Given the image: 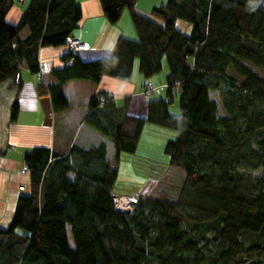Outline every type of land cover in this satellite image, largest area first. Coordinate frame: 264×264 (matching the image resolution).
Wrapping results in <instances>:
<instances>
[{"label":"trees","instance_id":"obj_1","mask_svg":"<svg viewBox=\"0 0 264 264\" xmlns=\"http://www.w3.org/2000/svg\"><path fill=\"white\" fill-rule=\"evenodd\" d=\"M100 1L112 23L128 9L138 39L120 37L108 57L77 56L54 71L53 108H69L71 80L131 81L136 59L149 78L165 59L166 98L146 93L148 120L179 131L165 146L169 164L186 174L179 197L145 195L130 214L117 211L111 193L119 163L123 153H136L146 120L100 92L85 122L113 141V161L105 142L75 145L67 155L28 151L30 192L0 227V264H264V80L252 69H264V0H169L150 15L138 11L137 0ZM14 4L0 0V84L14 79L21 88L22 67L38 73L39 48L64 45L82 11L76 0H29L19 23L10 24ZM179 19L191 33L176 27ZM176 94L178 117L169 111ZM19 110L16 100L12 121Z\"/></svg>","mask_w":264,"mask_h":264},{"label":"crops","instance_id":"obj_2","mask_svg":"<svg viewBox=\"0 0 264 264\" xmlns=\"http://www.w3.org/2000/svg\"><path fill=\"white\" fill-rule=\"evenodd\" d=\"M168 1L137 0L136 7L141 13L150 15L155 6L167 4ZM76 2L81 7L82 18L73 35L91 46L90 50L82 51L79 54L82 61L108 57L120 37L138 39V33L128 9L123 11L117 23H112L105 15L100 0H76ZM25 8L15 2L7 14V21L10 24H18ZM176 27L186 34L192 31V25L180 19L177 20ZM27 33L24 31L23 36H26ZM67 56L68 50L65 44L42 46L38 51V61L39 72L43 73L44 81L40 85L37 84L36 74L32 73L26 66H23L21 70V88L14 79L6 80L0 84L1 228H7L10 225L18 197L30 192L31 172L30 170H22L25 163L24 155L28 151L37 147H44L67 155L75 145L89 149L105 142L106 157L112 162L115 155L113 141L85 122L90 113V103L96 94L105 92L112 95L113 101L118 107L127 103L128 112L135 115L132 109V98L140 93L137 84L140 80L139 75H137L139 74L137 62L134 65L131 81L104 76L98 84L79 79L67 82L65 95L70 106L65 111L56 112L53 108L49 87L57 82L53 76L54 71L69 64ZM166 66L168 69V65L164 63V68ZM16 100L20 110L17 119L12 121V106ZM3 101L4 104L1 106ZM140 111L145 113V107L141 108ZM138 116L146 117L139 114ZM127 154L129 153H123L121 160ZM75 176L74 173L70 174L72 179ZM21 187L24 190H21ZM114 190H116L115 187Z\"/></svg>","mask_w":264,"mask_h":264},{"label":"rangeland","instance_id":"obj_3","mask_svg":"<svg viewBox=\"0 0 264 264\" xmlns=\"http://www.w3.org/2000/svg\"><path fill=\"white\" fill-rule=\"evenodd\" d=\"M27 1L28 2H20L19 0H15L18 5L23 6L24 8L27 7L29 3V0ZM135 62H137L139 70V74L137 75H139L140 80L137 84L140 93L132 98V109L135 113V115L132 116L144 118L146 124L136 153L127 154V156L123 157L119 163V181L117 180L115 184L116 190L114 192L130 195L136 194L138 199L148 195L151 197L165 198L167 200H177L186 174L183 169L169 164V157L165 152V146L169 140L178 138L179 131L149 122L148 101L146 96L147 84L152 83L154 91L155 88H157L159 89V93L156 91H153L154 93L150 92L152 93L150 96L151 99L158 97L166 98L165 86L168 69L167 66L164 68V63L167 65V61L164 59L163 69L160 73L149 78H146L140 72L139 59H136ZM252 69L264 80V69L257 67H252ZM211 96L219 103V93L217 91H212ZM179 102V94H176L173 102L169 105V111L172 116H180L181 110ZM3 104L4 101L1 102V106H3ZM219 106L220 115H224L220 103ZM143 107H145V113L144 111H140ZM138 114L145 115L146 117L138 116ZM24 166L25 163L22 166V170L24 169ZM260 173L261 171L254 172L255 175H259ZM69 237L70 242L73 245L70 230Z\"/></svg>","mask_w":264,"mask_h":264},{"label":"built area","instance_id":"obj_4","mask_svg":"<svg viewBox=\"0 0 264 264\" xmlns=\"http://www.w3.org/2000/svg\"><path fill=\"white\" fill-rule=\"evenodd\" d=\"M24 0H22L23 2ZM65 46L67 47L68 53H71L75 56H79L82 51H88L91 49V46L87 43L82 42L80 39L75 37L73 34L69 35L66 38ZM37 84H41L44 81L42 72L36 73ZM154 91V87L151 83L147 84L146 93L149 94L150 92ZM24 171H29V167L25 164ZM21 190H24L21 187ZM112 199L114 202V206L117 211L123 214H130L133 210L135 205L139 202L138 197L135 195L130 194H120L113 192L111 193Z\"/></svg>","mask_w":264,"mask_h":264},{"label":"bare ground","instance_id":"obj_5","mask_svg":"<svg viewBox=\"0 0 264 264\" xmlns=\"http://www.w3.org/2000/svg\"><path fill=\"white\" fill-rule=\"evenodd\" d=\"M68 54H69V60H68V62H69V63H73L74 60H75V58H76L77 56H75V55H73V54H71V53H68Z\"/></svg>","mask_w":264,"mask_h":264}]
</instances>
